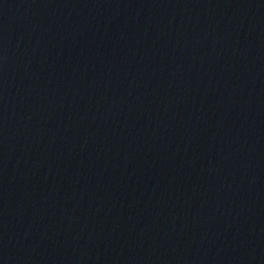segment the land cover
<instances>
[{
  "label": "water",
  "instance_id": "obj_1",
  "mask_svg": "<svg viewBox=\"0 0 264 264\" xmlns=\"http://www.w3.org/2000/svg\"><path fill=\"white\" fill-rule=\"evenodd\" d=\"M264 78V0H0V264H147Z\"/></svg>",
  "mask_w": 264,
  "mask_h": 264
}]
</instances>
